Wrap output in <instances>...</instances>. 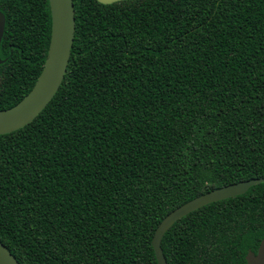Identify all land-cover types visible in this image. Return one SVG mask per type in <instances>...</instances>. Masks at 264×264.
Returning a JSON list of instances; mask_svg holds the SVG:
<instances>
[{
    "label": "trees",
    "instance_id": "trees-1",
    "mask_svg": "<svg viewBox=\"0 0 264 264\" xmlns=\"http://www.w3.org/2000/svg\"><path fill=\"white\" fill-rule=\"evenodd\" d=\"M58 89L0 134V242L19 264H156L159 221L213 188L264 177V0H72ZM0 109L32 86L47 0H0ZM264 183L162 235L167 264H245Z\"/></svg>",
    "mask_w": 264,
    "mask_h": 264
},
{
    "label": "water",
    "instance_id": "water-1",
    "mask_svg": "<svg viewBox=\"0 0 264 264\" xmlns=\"http://www.w3.org/2000/svg\"><path fill=\"white\" fill-rule=\"evenodd\" d=\"M96 1L109 4L119 0ZM47 3L50 32L41 69L30 89L16 103L0 109V134L16 130L30 122L52 98L62 81L73 39V5L72 0H47ZM4 22V15L0 12V39ZM257 183H264V177L241 180L213 188L169 211L156 225L150 239L156 264H167L160 247V239L176 220L208 203L240 195ZM244 258L246 264H264V238L260 240L255 253L248 250ZM0 264H19L1 242Z\"/></svg>",
    "mask_w": 264,
    "mask_h": 264
},
{
    "label": "flooded vegetation",
    "instance_id": "flooded-vegetation-1",
    "mask_svg": "<svg viewBox=\"0 0 264 264\" xmlns=\"http://www.w3.org/2000/svg\"><path fill=\"white\" fill-rule=\"evenodd\" d=\"M258 246V245H257ZM257 248V247H256ZM255 251H256V249L254 250V251H252L253 253H255ZM245 256V255H244ZM244 260H245V258H244ZM245 264H246V262H245Z\"/></svg>",
    "mask_w": 264,
    "mask_h": 264
}]
</instances>
